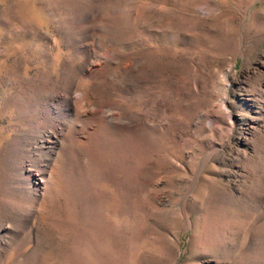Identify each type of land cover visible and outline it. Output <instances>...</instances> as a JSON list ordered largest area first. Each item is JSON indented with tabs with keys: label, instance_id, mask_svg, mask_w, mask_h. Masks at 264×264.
Masks as SVG:
<instances>
[{
	"label": "rangeland",
	"instance_id": "1",
	"mask_svg": "<svg viewBox=\"0 0 264 264\" xmlns=\"http://www.w3.org/2000/svg\"><path fill=\"white\" fill-rule=\"evenodd\" d=\"M0 264H264V0H0Z\"/></svg>",
	"mask_w": 264,
	"mask_h": 264
}]
</instances>
